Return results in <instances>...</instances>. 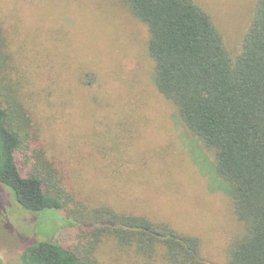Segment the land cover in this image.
<instances>
[{
  "label": "rangeland",
  "instance_id": "374dc122",
  "mask_svg": "<svg viewBox=\"0 0 264 264\" xmlns=\"http://www.w3.org/2000/svg\"><path fill=\"white\" fill-rule=\"evenodd\" d=\"M195 2L235 58L257 0ZM0 21L8 54L0 71L28 118L22 165L44 154L71 197L61 209L31 213L0 184V259L16 264L27 244L51 240L87 249L96 264H171L160 253L143 258L107 231L89 249L88 237L103 228L88 211L109 207L196 235L203 264H224L246 229L233 214L232 188L159 93L146 26L123 0H0ZM129 85L143 90V103L121 99Z\"/></svg>",
  "mask_w": 264,
  "mask_h": 264
},
{
  "label": "trees",
  "instance_id": "16d2710c",
  "mask_svg": "<svg viewBox=\"0 0 264 264\" xmlns=\"http://www.w3.org/2000/svg\"><path fill=\"white\" fill-rule=\"evenodd\" d=\"M123 2L146 26L159 93L176 106L232 188L233 214L246 229L229 248L224 264H264V0H257L242 51L235 58L224 47L211 16L195 0ZM5 46L7 37L0 21L2 72L7 68ZM4 73L0 71V184L31 213L61 209L71 197L54 162L39 153L32 166L22 165L28 118L16 97L15 84ZM123 91L121 99L135 97L134 104L143 103V90L129 85ZM88 216L103 228L89 234V249L107 231L143 258L160 253L171 264H203L201 239L169 222L109 207L95 208ZM96 261L85 248L37 240L23 248L16 264ZM0 264L5 263L0 260Z\"/></svg>",
  "mask_w": 264,
  "mask_h": 264
},
{
  "label": "flooded vegetation",
  "instance_id": "af4514ba",
  "mask_svg": "<svg viewBox=\"0 0 264 264\" xmlns=\"http://www.w3.org/2000/svg\"><path fill=\"white\" fill-rule=\"evenodd\" d=\"M1 260V259H0Z\"/></svg>",
  "mask_w": 264,
  "mask_h": 264
}]
</instances>
